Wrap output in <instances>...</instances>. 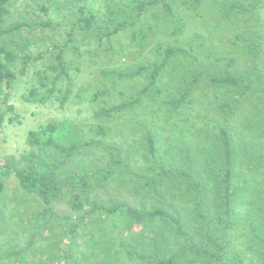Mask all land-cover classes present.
Segmentation results:
<instances>
[{
  "label": "rangeland",
  "instance_id": "374dc122",
  "mask_svg": "<svg viewBox=\"0 0 264 264\" xmlns=\"http://www.w3.org/2000/svg\"><path fill=\"white\" fill-rule=\"evenodd\" d=\"M137 1L81 0L80 3L95 15L94 26L88 30H79L73 26V19L77 14L76 0H58L57 4L52 0L13 2L7 21H25L28 25H23V31L35 39L26 51L34 56L41 53V57L30 63L28 69L34 68L31 64H34L35 69L47 68L48 64L55 62L56 55L60 53L61 58L68 64L70 83L63 78L58 80L56 88L63 90L70 87L76 97L71 96L63 103V107L58 105L54 96L44 97L40 103L27 104L21 99L20 93L22 87L30 86V83L35 81V77L23 76L16 70L12 88L4 90L9 93V97L4 101L0 100V112L3 113L2 117L0 116V166L8 157L20 161V154L28 147V132L38 129L41 124L48 121L56 123L55 120H59L61 137L64 133L67 136L66 130L74 129L75 124H78L79 128H85L79 130L80 137L86 136L82 132L88 128V138L100 139L102 144L100 147H93L90 152L87 149L82 155L86 170L81 171L91 174V185L87 192L83 193L80 186L75 187L73 192L79 201L89 196L90 199L108 206L119 196L118 193H113L117 191V173L114 171L120 172L122 169H119V163L111 161L116 159L117 153L120 154L121 161L129 159V168L133 170H146L151 161L154 166L163 167L166 164L169 167L170 161L179 162L167 147L169 142L172 141L175 145L179 141L176 135L171 137L174 130L184 139L189 138L188 134L191 135V139L187 140L190 145L183 143V147L187 146L186 148L194 154L197 131L200 130L201 135L203 133L200 128L209 126L211 131L216 132L221 124L218 120L227 116L231 131H240L241 115L246 111L249 113L254 103H250L247 109L245 103L239 102L242 114L234 107H231V112H225L219 108L222 97H214L218 92L216 85L206 78H199L197 83L189 87L190 93L184 96L178 108L168 104L169 100L180 97L181 94L177 92H183L197 77L199 70H196L195 65L191 66V71H187L188 63L180 62L176 58L171 59L161 70L154 85L156 89L148 90L144 94L139 93V90L148 82V72L132 79L119 78L116 75L107 76L104 72L114 69L132 70L141 62H159L156 44L169 43L189 47V40L193 32L198 30L197 26H203L199 27L200 33H203L199 41L201 44L194 43L195 63L204 61L210 70L227 68L234 74H239L247 68L245 62H249V59L240 40L237 45L233 44L234 35L242 33L245 37L254 36L252 39L264 36V20L254 12L257 6L252 7L249 13L238 12L234 20L230 21L233 13L229 14L224 4H215L214 0H165L171 6L170 13L160 1L138 13L137 9L132 7ZM111 7L123 11L125 20L131 25L115 36L100 39L98 32H104L110 25L108 11ZM254 18H258V23ZM47 21L50 23L48 26H41V23ZM174 27L178 29L173 32ZM177 38L181 39L176 42ZM263 48L264 42L259 44L260 51L253 58L262 68ZM230 54L235 58L233 65L221 59H227ZM17 63L19 64V60ZM182 79L189 82H181ZM23 80L27 84H23ZM231 91L235 94V90L229 89L225 97L229 98ZM95 93V100L90 104L87 97H93L92 94ZM137 97L139 99L131 107L113 113L110 117L98 118L93 115L92 111L98 108L99 104L109 105ZM232 98L234 96H231L229 103L237 105ZM256 101L264 102L263 99ZM10 104L13 105V113L7 109ZM78 109L82 111L77 114ZM260 110L261 107H258V111ZM97 124H101L105 129L102 135L90 131ZM148 134L155 139L156 158H152L145 149L144 141ZM71 135V138H80L75 132ZM104 145L107 150H101ZM182 152L183 148L180 154ZM47 153L54 156L56 152L49 150ZM161 157L163 159H160ZM67 160L58 171L59 181H70L76 172L74 170H79L78 164H75L80 158L72 156ZM105 169L110 171L109 179L113 178L111 189H106L107 186L96 187L103 176L99 171ZM13 172L14 169H10L2 176L5 187L0 193V253L3 255L0 264H136L142 260L141 256H145L143 253H147L145 250L148 248L144 244L149 245L151 240L146 239L145 230L150 226L142 228L137 222L128 225V219L120 211L106 216L94 213L80 223L75 213L77 210L69 207L67 203V198L71 195L59 200L55 212L45 217L42 214L45 205L35 194L25 190L23 192ZM119 178L124 177L121 175ZM86 181L89 184V178ZM134 183L130 184L132 189L137 185L136 181ZM124 186L127 187V183ZM128 189L129 187L118 188L126 194H129ZM144 194H150L151 197L152 193ZM71 225L76 226L73 231ZM155 225L156 223L153 226ZM137 247L144 250L138 253Z\"/></svg>",
  "mask_w": 264,
  "mask_h": 264
},
{
  "label": "trees",
  "instance_id": "16d2710c",
  "mask_svg": "<svg viewBox=\"0 0 264 264\" xmlns=\"http://www.w3.org/2000/svg\"><path fill=\"white\" fill-rule=\"evenodd\" d=\"M14 1L0 0V100L4 101L9 97V93L4 90L12 88L17 70L23 76L33 75L35 77V81L30 83V86L22 87L20 96L23 102L27 104L28 102L40 103L43 102L44 97L54 96L58 105L63 107V103L71 96L76 97L70 87L63 88V90L56 88L58 80L63 78L67 80L68 84L70 83L68 64L58 53L55 62L48 64L47 68L35 69L34 64H31L34 68L28 69L30 63L41 57V53L34 56L26 51L35 39L23 31V25L27 24L25 21L18 23L7 21L10 6ZM52 1L57 4L58 0ZM76 1L77 14L73 19V26L79 30H88L94 26L95 15L80 3L81 0ZM159 1L170 13L171 6L165 0H138L132 7L141 13L146 7ZM214 1L215 4L217 2L219 5L220 3L224 4L229 14L233 13L230 16V21H233L240 11L251 12L255 5L257 8L254 12L261 16L262 21L264 20V0ZM192 7L195 6L192 5ZM108 13L110 25L104 32H98L100 39L115 36L119 31L131 25L125 20L123 11L111 7ZM254 19L258 23V18ZM49 24L47 21L41 23V26ZM199 27L203 26L195 27L198 30L193 32L189 40V44H191H188L189 47L169 43L156 44L155 50L159 62H141L132 70L114 69L104 73H107V76L116 75L119 78L132 79L148 72V82L142 85L139 90V93L144 94L148 90L156 89L154 85L161 70L171 59L176 58L180 62L188 63L187 71H191V66L195 65L196 70H199L196 74L197 77L183 92H177V94H181L180 97L169 100L168 104L175 109L178 108L183 102L184 96L190 93L189 87L197 83L199 78H206L211 84L216 85L218 92L214 97L216 99L219 96L222 97L219 108L225 112H231V107H234L241 113L239 102L245 103L247 109L250 103H254V107L249 113L248 111L244 114L241 113V129L239 132H234L237 134L231 131L228 126L230 125L228 117L224 116L218 120V123L221 124L216 132L211 131L209 126L200 128L203 131L202 135L200 130L197 131L198 139L195 143L194 152L196 153L194 154L186 148L187 146L183 147V143L188 145L187 140L191 139V135L188 134L189 138L184 139L177 130H174L171 137L176 135L179 139L177 143H182L174 145L171 141L167 145L172 155L176 156L175 159L179 160V162L170 161L169 167L166 164L163 167L154 166V162L151 161L146 170H133L129 168V159L121 161L120 154L117 153L116 159L113 158L111 161L119 163L121 165L119 169H122L120 172L114 171L117 173L115 178L117 191L115 190L113 193H118L119 196L114 198L115 201L112 204L105 206L100 201L90 199L89 196H83V201H79L73 192L77 186H80L83 193L87 192L91 185L90 172L83 173L81 171L86 170L82 155L86 153L87 149L90 152L93 147H100L101 140L88 138V128L82 132L86 136L80 137L79 130H85V128H79L78 124H75L74 129L66 130L67 136L64 133L61 137L59 120H55L56 123L48 121L41 124L38 129L28 132L26 138L28 147L20 154V161L13 160L11 157H8L9 160H7L8 158L4 159V163L0 166V193L5 187L3 174L14 169V177L23 192L25 190L35 194L45 205L42 212L45 217H49L55 212V206L59 200L71 195L67 198V203L69 207L77 210L75 213L80 223H83L84 218L92 216L94 213L106 216L120 211L128 219V225L137 222L142 228L146 225L150 226L145 232L146 239H150L151 243L144 244L148 248L145 250L147 253H143L145 256H141V263L137 262L136 264H264V102L256 101L264 100V66L262 68L253 59L260 51L259 44L264 42V36L252 39L254 36L245 37L242 36V33L234 35L233 44L237 45L238 41H241V46L250 62L247 60L245 62L247 68L239 74H234L227 68H221L219 71L210 70L205 66L204 61L195 63L193 50L196 46L194 43L201 44L199 41L203 37ZM177 29L178 27L176 29L174 27L172 31ZM180 39L177 38L175 41L178 42ZM237 47L240 48V46ZM221 59L228 61L229 65H233L235 60L231 54L227 59ZM188 75L190 76V74ZM181 82L189 81L182 79ZM23 84H27V82L23 80ZM229 89L235 90V94L231 91L228 98L225 95ZM257 93L261 95H257ZM92 95L93 97H87V102L90 104L94 102V96L97 93ZM235 95L237 96L235 97ZM231 96H234L232 101L237 105L229 103ZM138 99L139 97L122 100L109 105L99 104L98 108L92 112L94 117H110L113 113H119L131 107ZM258 107H261L260 111H258ZM7 109L13 113V105H8ZM81 111L78 109L76 112L78 114ZM2 115L3 113L0 112L1 117ZM177 124L180 125L179 122ZM90 131L102 135L105 129L101 124H97ZM73 132L80 138H71ZM144 142L147 153L152 158H156L155 139L148 134ZM106 147V145L101 146V150H107ZM181 148L184 152L180 154ZM49 150H54L55 155L48 154ZM72 156L80 158V161L77 160L78 162L75 164H78L79 170H74L76 172L70 181L67 179L64 182L59 181L58 171ZM111 161L110 163L113 164ZM95 172L97 173L98 170ZM99 172L103 176L96 187L107 186L106 189H111L113 178L109 179L110 171L105 169ZM121 175L124 178H119ZM87 178H89V184L86 181ZM135 181L137 185L132 189L130 184ZM126 183L129 187L127 190L129 194L118 190V188H127L124 186ZM143 192H151V197L150 194ZM137 196H140L141 200ZM155 223L156 225L153 226ZM71 227L72 231L76 228L74 225ZM139 247H137V252L141 253L144 248ZM2 256L0 253V260Z\"/></svg>",
  "mask_w": 264,
  "mask_h": 264
}]
</instances>
